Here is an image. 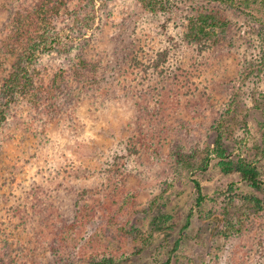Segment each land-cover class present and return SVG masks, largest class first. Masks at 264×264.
Listing matches in <instances>:
<instances>
[{"label": "rangeland", "instance_id": "obj_1", "mask_svg": "<svg viewBox=\"0 0 264 264\" xmlns=\"http://www.w3.org/2000/svg\"><path fill=\"white\" fill-rule=\"evenodd\" d=\"M164 1L166 11L151 12L137 0H94L87 28L83 1L72 0L75 14L57 23L67 39L81 36L68 53L39 54L45 78L83 54L102 65L106 81L80 99L72 92L75 108L65 115L35 119L27 101L9 108L0 131L4 263L123 255L119 264H161L195 202L197 180L206 200L168 264H264V184L256 189L223 171L213 150L225 130V161L241 155L264 181V9ZM200 5L225 24L212 38L188 40ZM39 210L74 228L55 237Z\"/></svg>", "mask_w": 264, "mask_h": 264}, {"label": "trees", "instance_id": "obj_2", "mask_svg": "<svg viewBox=\"0 0 264 264\" xmlns=\"http://www.w3.org/2000/svg\"><path fill=\"white\" fill-rule=\"evenodd\" d=\"M25 1V0H24ZM72 0H35L33 4L22 3L21 0H5L8 6V13L0 25V131L5 127L9 108L21 101H27L35 113V119L51 118L65 115L67 111L75 108V100L72 92H77L80 99L81 93L92 90H100L106 81L102 72V65L95 59H89L78 54L67 67L57 68V71L51 74L50 80L45 78L46 69L39 68L35 62L39 54L47 51L60 50L63 53L69 52V45L77 42L76 37L81 34L72 36L67 39L57 23L60 22L64 15L75 14V10L70 8ZM81 1V0H80ZM85 8L87 28L90 27L88 22L93 21L96 17L94 0H82ZM145 10L156 12L166 11L167 5L164 0H137ZM168 1V0H166ZM202 1L206 5L220 4L237 8H256L264 9V0H194ZM196 16L189 19L185 37L188 40L200 41L213 37L217 27L224 25V20L215 16L208 9L200 5L197 8ZM70 41V43H68ZM261 64H264V54L261 56ZM71 81V85L70 82ZM91 93V92H90ZM88 93L87 95H89ZM109 94V92H108ZM83 95V96H84ZM73 105V106H72ZM44 120H47L44 118ZM221 126V125H220ZM219 128V127H218ZM216 139V148L213 149L215 158L219 160L218 166L226 172H237L240 178L252 187L258 189L264 181L259 177V171L252 163L246 161L238 154L236 161H225L224 148L219 142L223 138L225 130L222 132L218 129ZM222 133V134H221ZM183 163H188L182 159ZM188 165V164H187ZM202 165V166H201ZM208 165L207 158L198 166L204 170ZM116 182L121 185L122 180ZM196 198L190 208L188 216L179 230L180 234L175 238L171 250L168 252L167 260L161 264L171 262L172 253L180 246V241L184 235V230L190 222L191 217L195 214L193 209L198 210L206 200L203 194L202 186L197 180H193ZM128 197L126 193H120L121 200ZM260 202V201H258ZM264 206V203L260 204ZM40 211V210H39ZM195 216V215H194ZM219 215L209 213L208 218L214 219L216 223H222L223 219H218ZM200 217V216H199ZM207 218V219H208ZM40 222L45 227L50 228V232L57 236L64 229L74 228V225L67 226L64 221L55 222L50 214L46 211H40ZM163 228V224H155V229ZM60 229V230H59ZM59 233V234H60ZM126 256H105L90 259L86 264H119ZM0 264L4 263L0 258ZM149 264V263H143Z\"/></svg>", "mask_w": 264, "mask_h": 264}]
</instances>
